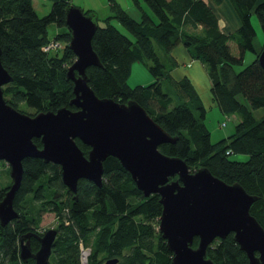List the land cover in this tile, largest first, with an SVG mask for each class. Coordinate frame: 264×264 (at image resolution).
Returning <instances> with one entry per match:
<instances>
[{"label": "trees", "instance_id": "16d2710c", "mask_svg": "<svg viewBox=\"0 0 264 264\" xmlns=\"http://www.w3.org/2000/svg\"><path fill=\"white\" fill-rule=\"evenodd\" d=\"M51 1L50 12L40 17L34 0H0L1 62L13 77L3 87L4 96L18 110L26 103L34 112L20 111L32 115L63 107L77 109L71 103L74 83L67 78L76 55L69 46L66 8L74 3ZM229 1L240 25L225 34L203 0H133L141 12L140 20L119 0H109L112 14L102 22L96 15L98 28L92 41L102 66L88 67L87 74L99 97L121 103L135 100L175 137L173 143L160 145V151L185 160L191 170L207 167L225 182H237L257 196L250 213L264 228V113L255 116L264 108V67L258 61L264 48V0ZM253 14L262 32L259 48L254 46ZM114 19L134 38L122 32ZM51 24L61 28L54 37L49 36ZM52 38L64 42L63 49L45 51ZM178 45L204 65L215 106L224 115L235 117L234 131L227 137L211 141L207 108L200 95L187 76L177 79L171 74L177 66L171 52ZM246 52H252L254 58L237 70L235 66L242 65ZM135 61L150 63L149 84H128ZM34 141L42 147L41 139ZM77 143L87 154L90 147L79 139ZM234 154L247 157L237 160ZM23 165L14 203L19 216L6 226L0 222V264H35L33 259H21L20 238L28 232L42 235L40 222L47 212L58 218V235L48 264H82V243L91 247L87 264H105L110 258H118V264H172V252L158 230V194L145 197L118 158L109 156L104 161L102 186L81 179L76 194L63 183L60 165L34 157L25 158ZM9 186L0 190V200ZM197 241L195 237L193 247ZM31 246L38 250L39 240L32 237ZM207 256L214 264H248L231 233L213 240Z\"/></svg>", "mask_w": 264, "mask_h": 264}, {"label": "water", "instance_id": "95a60500", "mask_svg": "<svg viewBox=\"0 0 264 264\" xmlns=\"http://www.w3.org/2000/svg\"><path fill=\"white\" fill-rule=\"evenodd\" d=\"M66 26L71 33L69 46L76 55L67 73L74 83L75 97L71 103L76 110L63 107L56 112L32 115L9 104L3 87L13 77L1 62L0 49V160L9 164L12 178L0 200L2 226L19 216L14 203L24 175L25 158H41L60 165L63 183L76 194L81 179L102 186L104 161L114 156L145 197L158 194V230L172 252V264H214L207 256L208 246L230 233L245 252L248 264H264V228L250 213V206L258 197L237 182H225L207 167L191 170L185 160L160 151V145L173 143L175 137L135 100L121 103L99 97L87 74L88 67L102 66L92 43L98 28L96 14L69 4ZM258 61L264 67V48ZM35 138L41 139L42 147ZM77 139L90 147L87 154ZM57 235L56 228L42 235H22L21 259L48 264ZM32 237L40 242L36 251L31 246ZM195 237L198 241L193 247ZM118 263V258L105 262Z\"/></svg>", "mask_w": 264, "mask_h": 264}, {"label": "rangeland", "instance_id": "374dc122", "mask_svg": "<svg viewBox=\"0 0 264 264\" xmlns=\"http://www.w3.org/2000/svg\"><path fill=\"white\" fill-rule=\"evenodd\" d=\"M120 3L128 10V13L135 18L136 20H140V10L134 4L133 0H119ZM72 2L81 7L85 12L86 11H93L98 17V19L102 22L108 16L112 14L111 6L109 0H72ZM53 2L51 0H34L35 9L40 17L47 15L51 8ZM143 7L147 10V7L143 5ZM254 18L258 21L255 14ZM113 23L126 35L131 38H134L133 34L128 31L119 21L116 19L113 20ZM61 28L57 27L56 24H51L49 26V36L54 37L55 34L60 31ZM261 32V30H260ZM262 36V35H261ZM64 43V42H63ZM65 44V43H64ZM59 47V46H58ZM64 45H61L58 50L63 49ZM56 50V51H58ZM158 53L164 59V53L158 48ZM254 58V54L252 52H246L242 65L235 66L238 70L243 66L250 63ZM198 64H200L198 62ZM149 65L150 63L135 61L132 65V72L128 78V84L131 87H135L136 85H147L152 81V76L149 72ZM195 66V64H193ZM192 69V68H191ZM203 72H193L192 75V82L195 86L197 92L199 93L200 97L203 100V104L207 108L206 114V123L211 133V141L215 142L220 140L223 137H227L234 131V125L236 119L224 115L215 104L211 103L209 99V91L206 88V81L205 78L207 73L204 69ZM20 110L26 111L28 113L34 112V109L29 107L26 103H21ZM261 112L264 113V108L260 109V111L255 112V116L259 118ZM225 122V125L222 126L221 124ZM233 159L237 160H245L247 155L246 154H234ZM12 184V178L10 175V166L6 161L0 160V190L7 187V185ZM58 226V218L52 212H47L43 215L42 220L40 222L39 232H46L51 228H57ZM81 250V260L83 261L82 256L84 255V250L89 251L87 255V259L91 253V247L86 246L85 244L80 245ZM85 260V259H84ZM86 262V261H85ZM86 264V263H84Z\"/></svg>", "mask_w": 264, "mask_h": 264}, {"label": "crops", "instance_id": "0c3cea01", "mask_svg": "<svg viewBox=\"0 0 264 264\" xmlns=\"http://www.w3.org/2000/svg\"><path fill=\"white\" fill-rule=\"evenodd\" d=\"M203 1L215 13V15L218 19L219 28L225 34H229V33L233 32L240 25V19H239L236 11L234 10V8H233V6L229 0H218V1H216V0H203ZM254 17L255 16L251 17V24H252V26L256 32V35L254 38V46H255V48H259L262 45V41H263L262 36H261L262 32H260L261 29H260L259 22ZM171 54H172L173 58L177 61V66H175L171 71V74L175 78L180 79L183 76H187L190 79V81L192 82L193 72H200L201 73V72H203L202 69H204L206 72L204 65L199 60L192 59L191 55L188 53V51L185 49V47L183 45L176 46L172 50ZM198 62L200 64H198ZM193 64H195V66H193ZM207 76H208V74H207ZM205 81H206V83H205L206 88H208V91H209V99H210L211 103H213L212 99H211V95H210L211 84H210L209 77L208 78L206 77ZM192 84H193V82H192ZM232 117L235 118L233 115H232Z\"/></svg>", "mask_w": 264, "mask_h": 264}, {"label": "built area", "instance_id": "2783aa9c", "mask_svg": "<svg viewBox=\"0 0 264 264\" xmlns=\"http://www.w3.org/2000/svg\"><path fill=\"white\" fill-rule=\"evenodd\" d=\"M61 45H64V46H65V44H64L62 41H59V40H57L56 38H52V39L48 42V44L44 47V50L47 51V52H54V51L58 50V48H59ZM58 46H59V47H58ZM83 254H84V255L82 256L83 261L81 260V261H82V264H84V263L87 264V262H88L87 255L89 254V251L84 250ZM84 259H85V260H84ZM85 261H86V262H85Z\"/></svg>", "mask_w": 264, "mask_h": 264}, {"label": "flooded vegetation", "instance_id": "af4514ba", "mask_svg": "<svg viewBox=\"0 0 264 264\" xmlns=\"http://www.w3.org/2000/svg\"><path fill=\"white\" fill-rule=\"evenodd\" d=\"M41 233H43V234H44L45 232H41ZM53 250H54V248H53ZM52 254H53V253H52Z\"/></svg>", "mask_w": 264, "mask_h": 264}]
</instances>
